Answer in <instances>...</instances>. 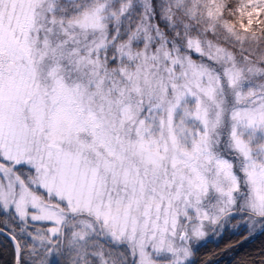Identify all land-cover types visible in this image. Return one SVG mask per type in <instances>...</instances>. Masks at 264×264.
Instances as JSON below:
<instances>
[{
	"label": "snow or ice",
	"instance_id": "obj_1",
	"mask_svg": "<svg viewBox=\"0 0 264 264\" xmlns=\"http://www.w3.org/2000/svg\"><path fill=\"white\" fill-rule=\"evenodd\" d=\"M228 229L264 235V0H0V264H213Z\"/></svg>",
	"mask_w": 264,
	"mask_h": 264
},
{
	"label": "trees",
	"instance_id": "obj_2",
	"mask_svg": "<svg viewBox=\"0 0 264 264\" xmlns=\"http://www.w3.org/2000/svg\"><path fill=\"white\" fill-rule=\"evenodd\" d=\"M243 230L224 231L217 239L206 240L200 247L201 255L213 264H241L248 256L255 255L264 248V235L243 240ZM2 240V238H0ZM231 244L233 247L224 251ZM218 253V255H213ZM8 257L5 254L4 259Z\"/></svg>",
	"mask_w": 264,
	"mask_h": 264
},
{
	"label": "rangeland",
	"instance_id": "obj_3",
	"mask_svg": "<svg viewBox=\"0 0 264 264\" xmlns=\"http://www.w3.org/2000/svg\"><path fill=\"white\" fill-rule=\"evenodd\" d=\"M240 230H241V229H240ZM242 230H243V229H242ZM225 231H226V230H225ZM227 231L232 232V231H235V230L228 229ZM219 236H220L219 234H217L216 236H211V235H210V236L208 237L207 240H209V239H210V240H211V239H217Z\"/></svg>",
	"mask_w": 264,
	"mask_h": 264
}]
</instances>
